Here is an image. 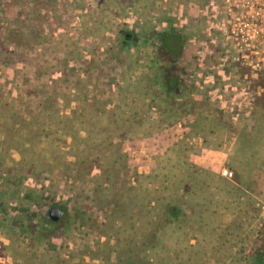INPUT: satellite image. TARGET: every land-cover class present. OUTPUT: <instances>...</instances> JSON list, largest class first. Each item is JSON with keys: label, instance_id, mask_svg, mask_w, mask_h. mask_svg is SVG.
Listing matches in <instances>:
<instances>
[{"label": "trees", "instance_id": "trees-1", "mask_svg": "<svg viewBox=\"0 0 264 264\" xmlns=\"http://www.w3.org/2000/svg\"><path fill=\"white\" fill-rule=\"evenodd\" d=\"M140 3L101 0L104 11L120 9L124 19L140 14L146 24L168 19L165 12L147 16L146 5ZM127 5L133 7L127 10ZM176 66L162 70L161 88L148 73L138 74L132 82L123 74L124 86L114 102L93 94L83 79L73 93L61 94L66 104L58 103V93H52L34 113H21L23 106L7 99L0 102V157L14 150L20 157L17 165L39 173L59 163L67 172L91 176L94 199L109 207L99 226V248L89 256L93 264H224L219 256L222 241H237L242 232L253 230L252 216L246 212L253 198L247 189L263 165L259 152L264 144V112H255L248 129L233 130L206 98L181 93ZM260 94L264 111V89ZM194 138L200 139L198 146ZM67 139L73 152L70 162L60 146ZM144 146L148 151L142 158L149 161L136 165L131 151ZM30 157L37 164L28 161ZM139 166L151 169L138 172ZM226 209L246 212L245 217L226 219ZM111 239L115 248L104 242ZM215 240L220 243L213 244ZM243 251V247L236 251L231 264L258 262L259 254ZM211 253L216 259H209Z\"/></svg>", "mask_w": 264, "mask_h": 264}, {"label": "rangeland", "instance_id": "rangeland-1", "mask_svg": "<svg viewBox=\"0 0 264 264\" xmlns=\"http://www.w3.org/2000/svg\"><path fill=\"white\" fill-rule=\"evenodd\" d=\"M141 1L143 6L146 5L143 12L147 16L151 17L153 12H165L168 19L149 21V25L141 14L134 19H124L120 9L104 11L101 0H0V102L7 99L16 107L23 106V109H19L21 113L27 110L34 113L52 93H58V103H65L61 94L73 93L75 86L82 82L81 79L86 81L85 87L91 89L93 94L114 102L119 89L124 86L125 73V78L131 82L138 74L148 73L156 77V84L161 88L158 71L163 66V60L160 59L162 52L156 49L155 43L152 44L153 34L161 33L170 24L176 31L184 30L186 34L194 30L200 17L196 16V8L202 7L205 0ZM218 1L220 19L227 32V5L225 0ZM125 5L123 3L122 7ZM141 11L137 10L138 13ZM125 33L131 37L126 38ZM156 50L158 52L155 53ZM176 67L181 76V93L185 97L206 98L233 130L238 131L242 127L248 129L253 123L255 112H264L259 106L263 99L260 93L264 89V80L253 76L250 70L247 75L244 71L237 73L240 79L244 78L242 82L248 98L238 108L244 110L235 113L236 110H230L229 102L215 100L208 81L199 87V72L196 69H188V66L185 69L180 61ZM70 107H73V103ZM69 109H65V112L68 113ZM173 130L178 131V126ZM235 138L233 135L234 142ZM192 142L198 146L200 139L194 138ZM60 146L64 153H68L66 162L72 161L73 152H69L68 139ZM145 151H148L146 146L131 151L136 165L148 163L149 158H142ZM259 154L263 165L253 175L247 189L253 198V203L246 205L247 214L252 216L250 227L253 230H245L244 234L242 232L237 241L230 238L229 241H222L223 248L219 256L220 261L225 259L224 264H231L240 247L244 248L245 254L254 251L256 255L264 249V144ZM19 159L14 150L0 157V190L13 191L10 184L19 183L25 189L33 187L53 193L54 198L70 202V219L61 241L54 242L57 246L48 248L49 245H39L35 239L24 235L16 223L9 224L3 216V210L10 198L0 196V264H73L79 261L93 264L95 260L89 256L99 248V226L105 221L109 207L102 206L94 199L91 176L78 175L70 170L67 172L68 168L59 163L50 167L51 171L39 173L29 166L17 165ZM33 159L35 157H30L28 161L37 164ZM150 169L139 166L138 172ZM222 174L229 176L224 170ZM234 209H226L224 217H245L246 212L232 213ZM256 209L259 212L254 218ZM230 231L233 233L232 228ZM185 232L187 240L189 231ZM246 234L250 237L245 238ZM216 241L220 243L215 240L213 244L217 245ZM104 242H108L111 248L116 246L113 239ZM189 243L195 244L196 240H190ZM211 254L214 256L211 255L209 259H216V253ZM110 256L113 262L114 251Z\"/></svg>", "mask_w": 264, "mask_h": 264}, {"label": "flooded vegetation", "instance_id": "flooded-vegetation-1", "mask_svg": "<svg viewBox=\"0 0 264 264\" xmlns=\"http://www.w3.org/2000/svg\"><path fill=\"white\" fill-rule=\"evenodd\" d=\"M203 3L202 7L196 8V16L200 17L194 30L186 34L184 30L176 31L170 24L161 33L153 34L152 44L155 43L156 49L162 52L160 59L163 66L158 71L159 80L164 79L162 70L172 69L180 61L185 69L188 66V69L194 68L199 72V87L208 81L216 101L229 102L230 110L241 113L244 109L241 111L238 108L248 95L242 82L244 78L240 79L237 73L244 71L247 75L249 71L239 59H234L235 43L220 19L219 1L205 0ZM124 36L131 37L127 33ZM10 185L13 191L0 190V196L10 198L3 210L9 224L16 223L24 235L35 239L39 245H49L48 248L57 246L54 242L61 241L69 223L70 202L56 199L53 193L33 187L25 189L19 183ZM22 186L23 189H20ZM256 264H264V249L258 255Z\"/></svg>", "mask_w": 264, "mask_h": 264}, {"label": "built area", "instance_id": "built-area-1", "mask_svg": "<svg viewBox=\"0 0 264 264\" xmlns=\"http://www.w3.org/2000/svg\"><path fill=\"white\" fill-rule=\"evenodd\" d=\"M225 3L227 33L235 43L234 59H239L253 76L264 80V0Z\"/></svg>", "mask_w": 264, "mask_h": 264}]
</instances>
